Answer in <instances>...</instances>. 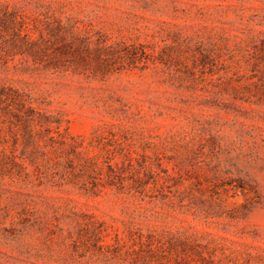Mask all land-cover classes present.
Masks as SVG:
<instances>
[{
    "label": "rangeland",
    "instance_id": "obj_1",
    "mask_svg": "<svg viewBox=\"0 0 264 264\" xmlns=\"http://www.w3.org/2000/svg\"><path fill=\"white\" fill-rule=\"evenodd\" d=\"M0 155V264H264V0H0Z\"/></svg>",
    "mask_w": 264,
    "mask_h": 264
},
{
    "label": "trees",
    "instance_id": "obj_2",
    "mask_svg": "<svg viewBox=\"0 0 264 264\" xmlns=\"http://www.w3.org/2000/svg\"><path fill=\"white\" fill-rule=\"evenodd\" d=\"M30 37H31L30 35H27V41H25V43L23 44V48H22V45L20 46V48L26 52L34 51L35 42ZM1 156L2 155H0V158H1ZM1 163H2V161H1Z\"/></svg>",
    "mask_w": 264,
    "mask_h": 264
}]
</instances>
